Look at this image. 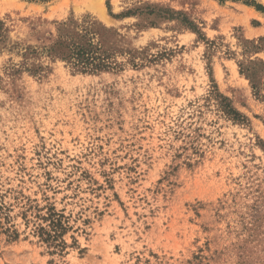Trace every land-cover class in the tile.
Listing matches in <instances>:
<instances>
[{
	"label": "rangeland",
	"instance_id": "374dc122",
	"mask_svg": "<svg viewBox=\"0 0 264 264\" xmlns=\"http://www.w3.org/2000/svg\"><path fill=\"white\" fill-rule=\"evenodd\" d=\"M255 5L0 0V264H264Z\"/></svg>",
	"mask_w": 264,
	"mask_h": 264
},
{
	"label": "trees",
	"instance_id": "16d2710c",
	"mask_svg": "<svg viewBox=\"0 0 264 264\" xmlns=\"http://www.w3.org/2000/svg\"><path fill=\"white\" fill-rule=\"evenodd\" d=\"M245 2L248 5H253L247 1ZM255 7L257 10L264 13V7L260 5H255ZM54 48L57 49V51L59 52L58 54L62 57V59L66 60L73 67H76L79 70H104V68H107V65L103 63L105 61L104 54H101V52L97 48L90 45V43H86L85 45H79L74 41H67V39H64L62 41H59L54 47L51 48V50L54 51ZM38 70L33 69L29 72L36 74ZM229 112L230 114L234 115L238 114L233 109H229Z\"/></svg>",
	"mask_w": 264,
	"mask_h": 264
}]
</instances>
